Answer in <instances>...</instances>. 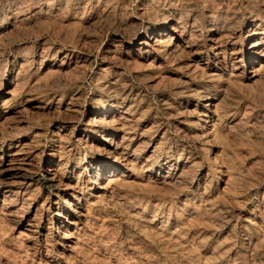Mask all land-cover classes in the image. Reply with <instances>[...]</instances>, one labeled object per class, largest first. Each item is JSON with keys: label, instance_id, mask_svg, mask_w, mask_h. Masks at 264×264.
Wrapping results in <instances>:
<instances>
[{"label": "rangeland", "instance_id": "obj_1", "mask_svg": "<svg viewBox=\"0 0 264 264\" xmlns=\"http://www.w3.org/2000/svg\"><path fill=\"white\" fill-rule=\"evenodd\" d=\"M0 264H264V0H0Z\"/></svg>", "mask_w": 264, "mask_h": 264}, {"label": "bare ground", "instance_id": "obj_2", "mask_svg": "<svg viewBox=\"0 0 264 264\" xmlns=\"http://www.w3.org/2000/svg\"><path fill=\"white\" fill-rule=\"evenodd\" d=\"M108 110H109L108 108H105V109H104V112H107ZM92 121H94V120H91V122H92ZM100 123H101V122H100ZM96 124H97V123H96ZM92 125H93V124H92ZM99 125H100V124H99ZM96 126H98V125H96ZM103 126H105V125H103ZM15 156H16V155H15ZM50 171H51V170H50ZM11 192H12V191H11ZM17 193H18V192L16 191V194H17Z\"/></svg>", "mask_w": 264, "mask_h": 264}]
</instances>
